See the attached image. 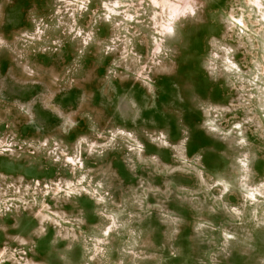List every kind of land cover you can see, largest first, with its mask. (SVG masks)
Here are the masks:
<instances>
[{
  "label": "rangeland",
  "instance_id": "374dc122",
  "mask_svg": "<svg viewBox=\"0 0 264 264\" xmlns=\"http://www.w3.org/2000/svg\"><path fill=\"white\" fill-rule=\"evenodd\" d=\"M0 264H264V0H0Z\"/></svg>",
  "mask_w": 264,
  "mask_h": 264
}]
</instances>
